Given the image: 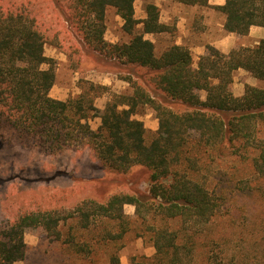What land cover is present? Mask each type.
I'll use <instances>...</instances> for the list:
<instances>
[{
    "label": "trees",
    "instance_id": "16d2710c",
    "mask_svg": "<svg viewBox=\"0 0 264 264\" xmlns=\"http://www.w3.org/2000/svg\"><path fill=\"white\" fill-rule=\"evenodd\" d=\"M135 1L0 0L4 142L47 155L88 147L111 171L126 174L141 167L149 172L148 193L119 192L106 202L86 199L71 210L31 211L0 223V264L26 258L28 234L60 242L90 264H99L103 254L106 264H121V243L132 232L148 237L155 254L131 264H252L233 253L229 242L201 239L229 208L226 196L206 180L212 165L225 158L244 160L254 177H264V39L253 46L237 42L228 54L208 45L196 65L186 45L174 43L157 55L145 35L171 34L173 28L161 21L153 2L138 20ZM169 1L210 7L209 0ZM108 8L123 20L130 42L105 39ZM215 8L225 16L227 33L248 36L252 27L264 28V0H225ZM47 44L72 48V54L86 49L127 65L133 71L124 80L132 93L115 95L99 108L95 102L105 87L85 81L75 97H51L57 76L54 60L45 54ZM239 70L262 86L247 85L236 96ZM142 106L152 108L159 122L149 142L144 123L136 118ZM91 119L100 120L97 129ZM127 205L135 208L133 215L125 213Z\"/></svg>",
    "mask_w": 264,
    "mask_h": 264
},
{
    "label": "rangeland",
    "instance_id": "374dc122",
    "mask_svg": "<svg viewBox=\"0 0 264 264\" xmlns=\"http://www.w3.org/2000/svg\"><path fill=\"white\" fill-rule=\"evenodd\" d=\"M219 1L213 0L210 7L195 8L169 0H136L135 17L144 19L145 6L155 3L160 8L161 21L173 28L171 34L154 36L156 54L161 55L168 46L182 40L183 45L190 47L196 65L199 60L197 48L218 42L225 36V16L214 6ZM123 24L116 10L108 8L105 39L114 44L130 42ZM141 30L142 26L139 25L138 31ZM241 43L245 46L254 44L247 37H241ZM72 53V48L63 50L50 44L45 47L46 56L54 60L56 67V84L51 90L55 99L65 101L79 95L85 81L105 87L95 102L99 108H104L115 95L132 93L131 85L124 80L133 71L130 67L106 61L86 49L79 54ZM43 68L48 69L49 66ZM247 85L261 87L262 83L244 70L237 71L233 83L235 95H243ZM202 96L205 98L206 94L202 93ZM136 118L144 123L149 142L159 126L155 111L142 106ZM89 124L97 129L100 120L91 119ZM3 139L0 136V223L13 221L31 211L71 210L86 199L106 202L115 193L149 191V172L146 169L135 167L126 174L111 171L88 147L60 155H47L36 147H25L13 142L9 144ZM8 139L11 141L13 137L9 136ZM205 173L212 189L226 196L230 212L225 210L216 217L201 242L209 239L217 243L229 242L233 246V253L239 252L236 255L246 256L252 264L261 263L264 260V195L259 189L264 192V177H254L247 161L230 158L218 161ZM233 173L236 178L231 177ZM134 212L133 206L125 207L127 215H133ZM99 224L100 228L105 226L104 223ZM25 242L26 258L15 264H90L73 255L60 242L40 235L28 234ZM121 247V264H131L133 260L139 261L144 256L153 257L155 254L149 238H137L135 232L125 237ZM102 256L98 258L99 264H106L105 254Z\"/></svg>",
    "mask_w": 264,
    "mask_h": 264
},
{
    "label": "crops",
    "instance_id": "0c3cea01",
    "mask_svg": "<svg viewBox=\"0 0 264 264\" xmlns=\"http://www.w3.org/2000/svg\"><path fill=\"white\" fill-rule=\"evenodd\" d=\"M212 2H213V0H209L210 5L213 4ZM224 3H225V0H221L218 3H214V6H221V5H224ZM186 7H191V6H186ZM195 8H204V7H195ZM179 26H181V24ZM223 30L225 32V36L223 37V39L219 40L218 42H213L210 45L214 46L215 48H217L218 50H220L221 52H223L225 54H228L234 48V46L237 44V42H241V37H247V38L252 39L253 43H254L253 45L258 44V42L261 39H264V28L263 27H257V26L252 27L248 36H239L236 34L227 33L224 29V25H223ZM145 38L155 43L154 35L146 34ZM176 44L183 45L182 40L176 41ZM204 52H205V47L197 48L198 58L201 55H203ZM51 96L53 98H55L52 95V92H51ZM240 96H242V95H240ZM56 99H58V98H56Z\"/></svg>",
    "mask_w": 264,
    "mask_h": 264
}]
</instances>
